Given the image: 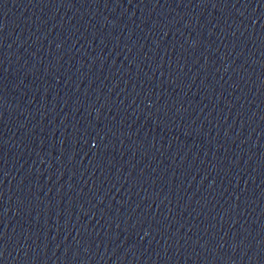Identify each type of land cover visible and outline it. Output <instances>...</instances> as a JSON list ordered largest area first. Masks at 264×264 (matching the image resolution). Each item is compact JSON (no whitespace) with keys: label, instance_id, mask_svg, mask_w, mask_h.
<instances>
[{"label":"water","instance_id":"obj_1","mask_svg":"<svg viewBox=\"0 0 264 264\" xmlns=\"http://www.w3.org/2000/svg\"><path fill=\"white\" fill-rule=\"evenodd\" d=\"M0 264H264V0H0Z\"/></svg>","mask_w":264,"mask_h":264}]
</instances>
